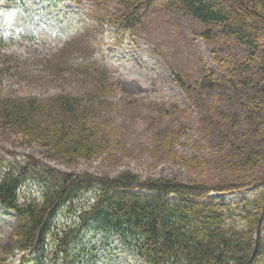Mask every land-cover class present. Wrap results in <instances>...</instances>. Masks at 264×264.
<instances>
[{
	"label": "trees",
	"instance_id": "obj_1",
	"mask_svg": "<svg viewBox=\"0 0 264 264\" xmlns=\"http://www.w3.org/2000/svg\"><path fill=\"white\" fill-rule=\"evenodd\" d=\"M167 1L205 26L198 36L225 35L243 51L234 62L212 51V67L204 65L205 76L188 85L173 72L184 92L215 90L223 98L234 97L233 105L218 111L216 106L200 112L192 105L198 121L209 125L210 156L176 150L185 135L182 126L154 133L159 161L197 168L203 179L144 177L127 168L116 174L74 169L96 157L116 166L117 150L123 151L108 117L118 104L110 97L112 83L97 69L98 62L80 60L95 49L94 38L104 26L131 31L152 2L116 0L112 11L99 10L92 24L39 60L46 73L82 75L79 92L15 94L3 86L11 66L0 52V134L19 135L26 146L42 149L40 156L0 150V211L12 212L14 220L2 236L0 264L8 256L17 264H79L88 256L87 233L116 236L146 264L264 263V0ZM3 39L0 29V44ZM211 112L215 117H207ZM28 185L37 190L27 191ZM248 188L235 201L211 197Z\"/></svg>",
	"mask_w": 264,
	"mask_h": 264
},
{
	"label": "rangeland",
	"instance_id": "obj_2",
	"mask_svg": "<svg viewBox=\"0 0 264 264\" xmlns=\"http://www.w3.org/2000/svg\"><path fill=\"white\" fill-rule=\"evenodd\" d=\"M95 1L96 9L91 6ZM115 7L116 0H0V22L6 36L0 52L8 55L6 62L11 66L3 86L22 96L79 92L82 75L74 71L46 73L39 60L56 53L85 24H92V15L96 16L99 10L110 12ZM142 13L141 22L132 31L116 33L106 25L102 34L92 37L96 39L93 41L95 49L80 57L85 63L98 62L97 69L112 83L110 97L118 104L108 117L123 146V151L117 150L120 162L113 166L112 160L96 157L80 161L74 169L116 174L127 168L144 177L203 179L197 168L159 161L153 151L154 133L164 127L182 126L185 135L176 150L187 156H210L213 143H207L209 125L198 121L197 110L201 112L202 108L217 106L218 111L230 107L234 97L229 94L223 98L215 90L184 92L174 80L173 72L188 85L205 76L204 65L212 67V51L227 62L241 59L243 51L228 36L213 33L207 40L198 36L197 33L206 30L205 26L189 14L171 7L167 0H152ZM123 98H136L137 102L123 104ZM215 115L211 112L207 117ZM5 148L16 154L40 156L42 153L40 147L26 146L15 134L7 137L0 134V150ZM26 188L27 191L37 190L34 185ZM251 189L213 192L211 197L222 196L230 202L247 195ZM12 223V214L3 216L0 211V244L4 242L2 235L11 231ZM86 237L91 241L86 248V258L94 255L91 261L96 260L97 264H145L116 236L87 233ZM8 257L4 264H13L14 258Z\"/></svg>",
	"mask_w": 264,
	"mask_h": 264
}]
</instances>
